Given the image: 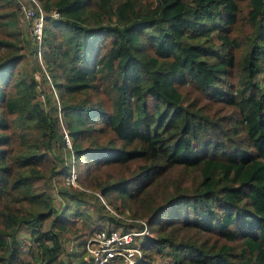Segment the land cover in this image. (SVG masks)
Masks as SVG:
<instances>
[{
	"label": "trees",
	"instance_id": "1",
	"mask_svg": "<svg viewBox=\"0 0 264 264\" xmlns=\"http://www.w3.org/2000/svg\"><path fill=\"white\" fill-rule=\"evenodd\" d=\"M37 2L32 37L10 18L0 38V264H98L61 255L72 203L100 200L79 181L92 170L147 221L137 264H264V0Z\"/></svg>",
	"mask_w": 264,
	"mask_h": 264
},
{
	"label": "rangeland",
	"instance_id": "2",
	"mask_svg": "<svg viewBox=\"0 0 264 264\" xmlns=\"http://www.w3.org/2000/svg\"><path fill=\"white\" fill-rule=\"evenodd\" d=\"M27 1V0H23ZM146 4L151 3L152 0H143ZM20 1L19 0H13V2H8L6 0H0V38L1 37H8V33L10 32L9 29H7L5 25V21H7L10 18H15V28L17 31L20 32L19 36L26 38L32 37L33 32L30 31V24L33 25V20L29 17H25L23 13L19 9ZM12 12L14 15L9 16L8 13ZM10 28V27H9ZM29 36V37H28ZM38 58L40 60L39 54ZM41 62V61H40ZM27 68H29L28 65H26ZM36 77L39 79L40 73L39 71L35 72ZM42 85L40 86V88ZM69 140V138H68ZM57 154V153H56ZM64 156V155H63ZM58 159L52 158L51 161H48L44 168L49 169V172L46 173V177L51 174L50 169H56L59 168L61 165V161L59 157H55ZM84 165V163H83ZM81 167L80 169L82 170ZM135 169V167H133ZM122 170V168L119 166L114 167L113 171ZM104 170H92L89 174H84L81 172V175L79 177L80 185L87 191V193H93L94 195H98L99 201L94 198L85 195L83 200L74 201L72 203V210H77V214L72 216V227H69L66 229L64 235L62 236V247H63V253L61 254L63 257H66L68 255V252H74L76 256H86L84 252V240L92 234V232L99 228H117L119 230H127V229H138L139 224L137 222H134L135 220H125V223L128 224L127 227L116 225L115 223L109 221L107 217V212L114 216H119L122 218H132L135 219L136 216L131 215V210L129 202H124L123 211L116 210L114 206L107 202L108 199L112 198L111 195H108V197H103L100 195L99 191L96 189L98 178L101 176H104L105 174ZM95 176H97L95 178ZM46 178V179H47ZM50 178V186L49 191L51 192L52 196L55 197V206H59L57 199V190L62 187L61 185L63 183V178H61V175L59 174H53ZM65 180V179H64ZM97 182V183H96ZM103 204L105 207V210H102L100 208V205ZM118 204V202H117ZM121 203H119L120 205ZM71 212V210H70ZM135 217V218H133ZM17 237L20 240V246L22 250V254L24 258L29 259L31 255H36V248L35 246H31V240L27 233V229L24 226H20L17 231ZM143 239V236H137L136 242L138 244L141 243ZM153 264H170L169 258L167 256H157L154 259Z\"/></svg>",
	"mask_w": 264,
	"mask_h": 264
},
{
	"label": "built area",
	"instance_id": "3",
	"mask_svg": "<svg viewBox=\"0 0 264 264\" xmlns=\"http://www.w3.org/2000/svg\"><path fill=\"white\" fill-rule=\"evenodd\" d=\"M20 1V7L26 17L33 15V7L29 0ZM38 6L37 0H31ZM42 14L34 20V31L38 38L41 37ZM65 183L77 185L76 171L73 165L69 173L65 176ZM126 220H135L139 228L132 230H119L117 228H99L96 229L84 240L85 251L98 264H104L107 261L119 260L120 264H137L142 258L143 252L140 244L136 242L137 236H144L149 232L147 221L143 218H124Z\"/></svg>",
	"mask_w": 264,
	"mask_h": 264
}]
</instances>
